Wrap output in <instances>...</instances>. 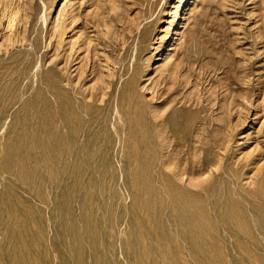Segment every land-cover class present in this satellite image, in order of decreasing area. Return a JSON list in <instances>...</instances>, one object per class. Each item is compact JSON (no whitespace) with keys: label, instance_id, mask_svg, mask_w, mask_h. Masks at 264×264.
Returning a JSON list of instances; mask_svg holds the SVG:
<instances>
[{"label":"rangeland","instance_id":"rangeland-1","mask_svg":"<svg viewBox=\"0 0 264 264\" xmlns=\"http://www.w3.org/2000/svg\"><path fill=\"white\" fill-rule=\"evenodd\" d=\"M0 264H264V0H0Z\"/></svg>","mask_w":264,"mask_h":264},{"label":"bare ground","instance_id":"bare-ground-1","mask_svg":"<svg viewBox=\"0 0 264 264\" xmlns=\"http://www.w3.org/2000/svg\"><path fill=\"white\" fill-rule=\"evenodd\" d=\"M64 26V25H63ZM60 34V33H59ZM60 40V39H59ZM81 67V66H80ZM81 69V68H80ZM65 70V69H64ZM68 112V111H67ZM241 126V125H240ZM234 133V132H233ZM168 188V187H167ZM187 208V207H186Z\"/></svg>","mask_w":264,"mask_h":264}]
</instances>
